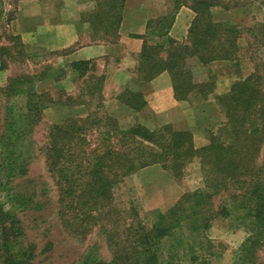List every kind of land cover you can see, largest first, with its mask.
<instances>
[{
  "label": "trees",
  "instance_id": "16d2710c",
  "mask_svg": "<svg viewBox=\"0 0 264 264\" xmlns=\"http://www.w3.org/2000/svg\"><path fill=\"white\" fill-rule=\"evenodd\" d=\"M190 1L189 5L197 15L189 29V43H172L165 59L160 57L159 51L151 48L143 53L145 75L169 71L179 98H187L195 88L201 93L206 90L205 83L194 81L189 64L191 58L203 64L214 60H234L240 49V30L215 18L212 8L218 4L217 0ZM74 64L81 69L84 63ZM24 76L10 79V86H15L13 93L24 96L23 84L29 81ZM263 84L264 74L258 69L249 76L231 81L228 92L219 96V101L226 107L225 123L210 134L208 143L202 147L195 146L193 134L187 129L178 130L170 126L150 129L139 123L121 127L110 115L105 118L69 117L52 125L45 146L46 165L60 190L59 201L68 199L64 208L73 211L72 215L75 214L74 219L77 220L75 224L84 226V230L80 227L79 231L85 236L87 229L102 216L109 217L108 208L112 205L114 189L129 174L142 167L161 164L180 175L188 161L195 157L200 160L204 187L184 193L183 198L166 212L158 213L150 227L135 213L137 221L133 220L125 229L130 233L124 240L115 244L117 247H114L112 259L93 261L92 264H209L198 250L212 246L211 241H206L205 245V239L199 235L211 225L214 217L228 213L224 207L214 208L211 201L214 194L224 192L231 195L236 218L247 221L251 226L236 264H264L258 253L260 249L264 251V159L261 164L256 163L264 144ZM44 95L36 91L28 94L26 102L31 112L38 114L39 106L42 109L47 105L43 104ZM121 99L136 110L144 103L140 91L128 90ZM36 114L27 115V120L33 122ZM101 121H105L107 127L106 139L91 149L87 130L91 125L101 124ZM14 122V119L7 122L8 130L3 135L6 142H16L24 131H18L19 127ZM118 132L122 148L108 143ZM5 159L3 164L7 166L2 167L8 178L26 175L28 163L24 160L19 162L15 151L8 153ZM14 198L18 206L30 199L24 193H16ZM4 216L13 220L15 215L0 207L1 264H32L36 246L25 243L22 240L24 229L16 226V222L10 225ZM187 237L191 238L188 246ZM168 238L174 241L171 254L161 257L160 244ZM185 246L190 253L188 263L180 251Z\"/></svg>",
  "mask_w": 264,
  "mask_h": 264
},
{
  "label": "rangeland",
  "instance_id": "374dc122",
  "mask_svg": "<svg viewBox=\"0 0 264 264\" xmlns=\"http://www.w3.org/2000/svg\"><path fill=\"white\" fill-rule=\"evenodd\" d=\"M185 1L191 2L190 0ZM217 1L218 4L212 9L215 18L218 21L228 22L240 30V49L238 57L226 61L228 64L196 67L194 61L189 60L191 69L194 71V80L206 84V90L202 92L204 97L212 98L210 101L203 100L204 103L197 107L198 109L209 107L210 114H213L209 120L210 126L207 127L209 136L225 123L226 107L219 101V96L228 92L231 81L249 76L257 69L264 74V0ZM43 59L47 61L49 56H44ZM5 63L6 59L3 57L2 64ZM30 75L34 81L27 86L22 97L17 96L20 93H13L15 86H10V78L5 85L0 86V207L15 215L13 220L9 216L4 217L9 219L6 222H11L10 225L16 222V226L24 229L22 240L36 246L32 264H92L93 261L111 260L114 247H117L115 244L124 240V237L130 233H126L125 229H128L133 220L137 221L135 213L147 227H150L156 220L157 214L166 212L183 198L184 193L204 187L203 172L198 157L188 161L180 175H176L173 170L161 164L160 168L144 169L142 167L126 176L114 189L112 205L108 208L109 217L102 216L101 220L89 230L87 229L86 236L80 234L84 226H76L75 214L72 215L71 209L64 208L68 199L59 201L60 190L46 165L45 146L49 130L53 124L57 123L51 122L49 109L45 112L39 106L40 112L36 114L35 111L31 112L27 102L23 101V97L35 92L33 83L37 75ZM210 90H212L211 93ZM9 91L12 94L8 95ZM262 91L264 92V84ZM52 92L56 95L59 93L58 89L49 90L44 95V101L52 97ZM190 95L195 94L192 92ZM57 97H60L61 101L62 97L69 100L65 98V94L63 96V93ZM191 100L194 102L196 98H191ZM101 106L100 104L91 105L86 117L102 116L105 118L111 114V117L117 119L121 127L140 122L133 116L126 117L127 111L121 107L114 106L107 110L106 107L101 108ZM29 114H36L33 122L27 120L26 116ZM8 119L15 120V126L19 127L18 131L24 130L21 137L13 143L6 142L7 139L3 138L8 130ZM31 122L33 124L30 126ZM153 124L155 126L150 128L162 127L164 129L170 126L178 130L186 129L175 127L162 120H154ZM106 129L105 121L88 128L87 135L91 144L89 148L94 149L106 139ZM118 133H115L108 143L115 148H122L123 143ZM75 146L77 147V144ZM262 147L260 155L256 158L257 164H261L264 159V144ZM12 151H15L19 162L24 160L28 163V171L23 177L10 179L5 172H2L3 167L7 166L3 164V161L7 160L5 156ZM16 193H24L30 199L18 206L14 198ZM211 201L214 208L224 207L228 213L214 217L211 225L200 233L199 238L205 239V245H207L206 241L210 240L212 246H205V249L204 247L199 249L198 253L205 255L209 264H236L242 254L243 244L249 236L251 226L247 221L243 222L236 218L233 211V200L229 193L228 195L225 192L214 194ZM1 225L0 217V241L3 237L1 236ZM187 240H189L186 242L188 246L191 238L187 237ZM173 243V239L168 238L160 244L161 257L170 256ZM187 246L180 248L185 263H188L190 259V253L186 250ZM258 253L260 259H264V251L260 249Z\"/></svg>",
  "mask_w": 264,
  "mask_h": 264
},
{
  "label": "crops",
  "instance_id": "0c3cea01",
  "mask_svg": "<svg viewBox=\"0 0 264 264\" xmlns=\"http://www.w3.org/2000/svg\"><path fill=\"white\" fill-rule=\"evenodd\" d=\"M196 15L183 0H0V86L9 78L25 75L29 79L23 84L26 90L34 81L30 74H36L37 93L59 91L57 95L52 92L44 101L49 106L42 108L50 110L52 123L85 118L91 105L100 104L107 110L116 106L148 128L155 126L154 120L186 128L195 146L202 147L209 141L207 127L213 114L209 107H197L212 98L197 88L192 91L194 96L177 97L170 72L145 75L143 61L146 49L159 51L165 59L172 43H189ZM44 56L49 59L45 61ZM191 60L196 67L231 61L203 64ZM79 62L84 63L81 69L74 64ZM128 90L143 95L140 109L121 99ZM62 93L69 100L57 97Z\"/></svg>",
  "mask_w": 264,
  "mask_h": 264
}]
</instances>
